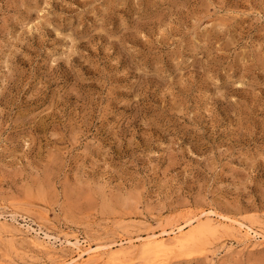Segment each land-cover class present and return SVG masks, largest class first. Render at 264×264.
Segmentation results:
<instances>
[{"label":"rangeland","instance_id":"obj_1","mask_svg":"<svg viewBox=\"0 0 264 264\" xmlns=\"http://www.w3.org/2000/svg\"><path fill=\"white\" fill-rule=\"evenodd\" d=\"M236 221L264 235V0H0V264H264Z\"/></svg>","mask_w":264,"mask_h":264},{"label":"bare ground","instance_id":"obj_2","mask_svg":"<svg viewBox=\"0 0 264 264\" xmlns=\"http://www.w3.org/2000/svg\"><path fill=\"white\" fill-rule=\"evenodd\" d=\"M211 221V220H210ZM236 224H239V227H240V229L241 230H243L244 232H245V237L246 238H248V239H250V238H252V237H254V239L256 238V237H261V238H264V235L263 234H260V233H258V232H256L253 228H251L250 226H248L247 225V228L246 227H244L245 225L244 224H242V223H238L237 221H236ZM235 224V225H236ZM209 225V224H208ZM210 226H212V225H210ZM207 226H205V229L207 230V228H210V227H207ZM213 227V226H212ZM31 228V227H30ZM214 228V227H213ZM215 228H217V227H215ZM219 228V227H218ZM246 228V229H245ZM203 229V228H202ZM205 229H203V231L205 230ZM236 229H237V227H236ZM205 230V231H206ZM213 230V229H212ZM239 230V229H238ZM237 230V231H238ZM177 231H181V229L179 228ZM215 231H216V229H215ZM240 231V230H239ZM166 232V231H165ZM164 232V234L165 235H167V233L168 234H170L171 232L170 231H168V232H166L165 233ZM170 232V233H169ZM172 233L173 234H176L175 233V230H173L172 231ZM242 233V232H241ZM241 233H240V235H241ZM153 234H155V233H153ZM179 234V233H178ZM238 234V233H237ZM253 234H255V236H253ZM160 235H163V233L161 234L160 233ZM171 235V234H170ZM242 235H244V234H242ZM168 236V235H167ZM183 235L180 233V236H177L176 237V239L175 240H173V241H169V242H167V241H165L164 239H162V237H161V239H155L156 237H155V235H154V239H150L149 241H147L146 243H145V248H144V250H145V252H146V254H148L149 255V253H151L152 255H153V253H155V255H153L152 257L155 259L156 258V254L157 253H161V252H163V253H165V254H169L170 252H173V250H175L176 248H181L182 246H184V245H188L187 244V240H183V237H182ZM196 236V235H195ZM244 237V238H245ZM149 238V237H148ZM158 238V237H157ZM164 238V237H163ZM175 238V237H174ZM186 238V237H185ZM184 238V239H185ZM187 239V238H186ZM189 239H192L193 240V238H189ZM195 239H196V237H195ZM253 239V238H252ZM242 240V239H241ZM191 241V240H190ZM68 242V241H67ZM78 242V241H77ZM80 242V241H79ZM72 245L71 243H70V241H69V243H68V245ZM82 245V244H81ZM81 245L80 244H76V243H73V247H75V249H77V251L76 252H78V256L80 257V259L81 258H83L85 255H86V253H87V251L85 252L84 250H83V248L81 247ZM84 246V245H83ZM190 246V245H189ZM184 247H186V246H184ZM184 247H183V249H184ZM187 248V247H186ZM73 250V249H72ZM177 250V249H176ZM74 251V250H73ZM122 252H123V250H121ZM125 251V250H124ZM143 252V251H142ZM162 253V254H163ZM147 255V256H148ZM159 258V257H158ZM160 259V258H159ZM160 261V260H159ZM64 262H66V261H64ZM63 262V263H64ZM157 262V261H156ZM164 262H165V260H164ZM69 264V263H68ZM80 264H82V263H80Z\"/></svg>","mask_w":264,"mask_h":264}]
</instances>
